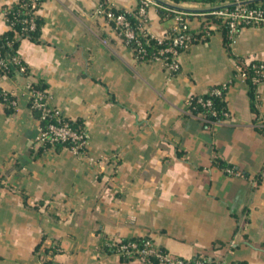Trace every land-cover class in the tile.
Instances as JSON below:
<instances>
[{
  "label": "crops",
  "instance_id": "crops-1",
  "mask_svg": "<svg viewBox=\"0 0 264 264\" xmlns=\"http://www.w3.org/2000/svg\"><path fill=\"white\" fill-rule=\"evenodd\" d=\"M19 1L0 0V34L10 29L4 8ZM158 1L194 13V32L209 16L201 13L231 2ZM137 3L39 0V41L24 37L17 48L29 74L0 73V91L17 99L9 109L0 98V264H143L103 245L144 237L183 258L264 264V84L253 96L236 74L264 56V25L240 28L231 55L223 29L208 23V37L182 51L170 73L138 60L96 12ZM158 8H149L148 28L163 37L174 20ZM228 81L230 116L204 126L189 98ZM29 83L88 131L86 156L67 146L49 154L36 141Z\"/></svg>",
  "mask_w": 264,
  "mask_h": 264
},
{
  "label": "built area",
  "instance_id": "built-area-1",
  "mask_svg": "<svg viewBox=\"0 0 264 264\" xmlns=\"http://www.w3.org/2000/svg\"><path fill=\"white\" fill-rule=\"evenodd\" d=\"M250 0H233L225 7L214 8L206 13L209 16H214L226 25L228 30V39L230 43L236 37V34L243 26H262L264 25V4L261 2L255 6H250L247 2ZM38 0H30L28 3L33 9L31 16L24 18L22 22L25 24L23 30L35 28V7ZM139 8L135 13V17L138 20L136 26H132L123 14L115 13L107 6L100 4L96 10L97 14L102 15L107 23H109L120 36H123V40L126 45L129 46L131 41H135L134 50L136 49V58H142L146 54V48L137 35L141 32L145 35H149L151 38L157 39L159 42L170 40V43L163 46L158 50L155 56L156 61L163 63L165 68L170 72H176L180 65L178 56L182 51L188 48L190 41L195 39L190 33L189 17L194 13L171 9L163 7L157 0H138ZM27 4V5H28ZM151 6L163 7L173 13L174 24L171 29L163 37H155L150 33L148 28V11ZM4 14L7 19V11L4 9ZM17 18V16H16ZM206 34H209L208 29L205 30ZM204 37V36H202ZM12 61L17 65L18 70L23 74H29V69L26 64L18 57H13ZM250 67L252 71L251 81L257 86L264 84V56L261 59L254 60L248 64H240L238 66L236 74L244 80L247 79L248 73L246 68ZM0 70L3 74H8L10 69L8 67V61L1 55L0 52ZM231 81L223 82L217 86L211 88V95L214 97H224V93L228 89ZM26 94L29 97V103L31 110H38L40 113L39 120L49 119L44 126L39 127V132L36 136V141L43 147L44 151L51 154L54 153L59 144L67 146L75 155L86 156L89 151L90 135L88 131L83 128H76L67 119L60 109L50 104V95L44 89L34 88L31 83L26 86ZM0 98L4 101L9 109H15L17 105V99L13 94L0 91ZM199 102L203 107L212 108L210 114L213 117L218 118L219 121L227 119L230 114L228 110L217 111L212 107L211 99H200ZM187 105H192L190 98ZM264 123V117L262 118ZM93 160L92 158H90ZM225 172L229 174L241 175L238 171H232L230 168L225 169ZM119 241V242H117ZM112 243V246L116 248V251L121 254L122 257H131L138 259L144 264H210L206 258L193 257L183 258L173 255L165 249L157 246L151 239H146L142 244L135 241L121 242L117 240ZM59 244L53 243L50 245V253L54 254L60 251ZM216 264H229L228 262H216Z\"/></svg>",
  "mask_w": 264,
  "mask_h": 264
},
{
  "label": "trees",
  "instance_id": "trees-1",
  "mask_svg": "<svg viewBox=\"0 0 264 264\" xmlns=\"http://www.w3.org/2000/svg\"><path fill=\"white\" fill-rule=\"evenodd\" d=\"M202 1H223V0H202ZM230 1H233V0H230ZM29 2H30V0H20L19 2L13 3L10 6H7L4 8L7 11V22L10 25V29L8 31L0 34V52H1V55L6 59V61H8V67L10 69L8 75H11V76H13L15 74L25 75L18 70L17 65L14 64V62L12 61L13 57L19 58L18 53H17V48L19 46L21 39L24 37H27V38L31 39L32 41H35V42L39 41V35H40L42 20L37 14H35V18H34L35 24H36L35 28H33V29L28 28L27 30H23V26L25 24L22 22V20L24 18L31 16L32 11H33V9H31L30 5L28 4ZM259 2L264 4V0H250L247 2V4L250 6H255ZM158 3H160L163 7H166V8L177 9V8L171 7L169 5H166L163 2L158 1ZM227 5L228 4L224 5L223 7H225ZM163 7L158 8L159 14L161 16L172 17L173 13L168 11L166 8H163ZM108 8H110L112 11H114L117 14L118 13L123 14L132 26H136L139 23L135 17V13L137 12V10L139 8V2L137 3V6L132 10H116L114 8H111V7H108ZM178 10H181V9H178ZM16 16H17V18H16ZM208 23L209 24L216 23L223 29V31L225 32L227 49H228L229 53L231 55H233L231 52L230 40L227 37V35H228L227 34L228 33L227 27L222 22V20H220L214 16H208L207 19L204 21V25L202 26V28L198 29V31L194 32L192 29L190 30V33L193 36H195V39H192L190 41L189 46L193 42H195L199 39H206L208 37L207 36L208 34H206L204 31L206 29V26L208 25ZM202 36H204V37L202 38ZM121 37H123V36H121ZM137 38H138V40H140L142 42V44L146 48L145 56H143L142 58H137V59L140 61H145V62L156 61L155 56L157 55L158 50L160 48H162L163 46L170 43V40H165L164 42H159L157 39L151 38L149 35H145L141 32L137 35ZM135 44H136L135 41H131V43H129V47L132 48L134 55L136 56V49L134 50V47H136ZM246 70L248 73L246 82L249 84L250 94H252L254 96L255 85L251 81V75L253 73H252L250 67H247ZM178 71H179V69L176 72H178ZM176 72H172V73H176ZM0 73H2L1 70H0ZM32 85L34 88L43 90L42 85L39 83H36V84L32 83ZM211 88L205 94L195 95V96L190 97V102L192 103V105H189L187 107L188 108L187 110L189 113L196 115V116H204V122H203L204 126H207V124L209 125V123H211L213 120L214 121L218 120V118L213 117L210 114L212 108L203 107L201 105V103L199 102L200 99H202V100L211 99L213 102L212 107L214 109H216L217 111H224L227 109L224 97L212 96L211 91H210ZM224 95H225V93H224ZM32 111H33L34 115L39 119V117H40L39 111L38 110H32ZM47 122H49V119H43L40 121V125L44 126ZM70 122H72L74 127L80 128V124H78L77 122H73L71 120H70ZM62 146H65V145L59 144L57 146V148L62 147ZM216 164L224 170L227 168H230L232 171H237V168H235L231 164L225 163L221 160L217 161ZM146 239H148V238L147 237L129 238V239H122L120 241L121 242L135 241L139 244H142L144 242V240H146ZM114 242L115 241H112L110 243L112 244ZM103 249L106 250L107 252H115L116 251L115 247L110 245V244L109 245H103ZM197 257L206 258L203 255H198ZM122 258H123V260H132L133 259L131 257H122ZM206 260H208V262H210V264H216V262L209 261V259H207V258H206ZM229 264H244V263L234 262V263H229Z\"/></svg>",
  "mask_w": 264,
  "mask_h": 264
},
{
  "label": "rangeland",
  "instance_id": "rangeland-1",
  "mask_svg": "<svg viewBox=\"0 0 264 264\" xmlns=\"http://www.w3.org/2000/svg\"><path fill=\"white\" fill-rule=\"evenodd\" d=\"M37 7H38V2H36V7L34 8L35 9V12H36V10H37ZM117 242H119V241H117ZM110 245H112L111 243H109ZM115 250H116V248H115ZM118 255H120L121 256V254H119L117 251H115ZM138 260V259H137ZM140 261V260H139ZM142 262V261H141ZM143 263V262H142ZM144 264V263H143Z\"/></svg>",
  "mask_w": 264,
  "mask_h": 264
}]
</instances>
